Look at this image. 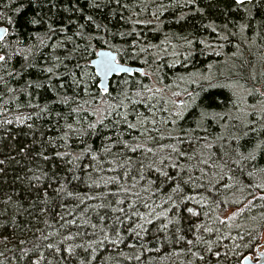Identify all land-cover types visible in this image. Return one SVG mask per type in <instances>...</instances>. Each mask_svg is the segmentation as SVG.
Listing matches in <instances>:
<instances>
[{
  "label": "trees",
  "instance_id": "16d2710c",
  "mask_svg": "<svg viewBox=\"0 0 264 264\" xmlns=\"http://www.w3.org/2000/svg\"><path fill=\"white\" fill-rule=\"evenodd\" d=\"M120 2L129 4L131 11L117 8L114 0L110 7L93 11L88 8V0H78V6L85 9L82 14L65 11V7L71 8L77 0H52L51 3L44 0L40 8L29 5L15 13L12 10L15 4L0 0V12L12 18L11 23L0 20V26L8 29L5 39L24 41L19 45L21 48L36 43L32 34L43 31L26 22V17L41 12L42 8L41 14L46 19L51 17L57 25L67 24L68 19L76 20L85 25L86 32L102 37L93 41L95 51L112 49L118 53L119 60L142 66L147 73V76L140 72L115 76L107 93L100 88L91 63L84 68L91 79H86L78 88L70 86L68 79L49 77L41 69L52 66V56L64 59L63 50L51 47L62 39V34L48 41L40 52L34 50V58L28 63H34L35 67H28L22 54H13L8 71L20 72L22 65L25 70L11 79L5 76L12 92L0 84V160L4 161L0 164L3 169L0 172V212L8 208L7 214L0 217V264H30L29 257L34 261L39 253L22 256L21 248L30 249L34 244H41L40 251L49 260L52 259V250L43 247L47 243L61 247L62 253L69 244L86 246L88 241L99 238L101 228L111 232L116 216L123 220L118 227L124 242L115 247L106 243L97 253L104 257L114 256L115 260L109 264H116V261L119 264H188L189 261L198 264L187 253L186 240L193 239L189 229L206 240L215 241L218 236L222 237L218 245L222 254L219 264H242L245 255L255 254L264 232V199L261 198L264 196V0L245 2L242 8H238L234 0H196L199 8L204 9L203 13L195 11L193 5H186L185 0ZM52 4L56 6L52 7ZM160 4L165 6L163 10L159 9ZM245 8L251 11V16L247 15ZM84 15L93 16V21L102 25L98 33L94 24L83 19ZM129 17L145 22L133 25ZM240 23L248 27L241 30ZM104 25L108 31L104 30ZM133 26L141 33L144 52L127 47L137 37L116 34ZM75 30V26H69V34ZM183 38L192 40V44H186ZM76 42L83 44L78 38ZM95 51L87 59L92 60ZM68 66L71 68L73 64ZM63 71L60 68L58 74ZM2 75L4 73L0 71ZM29 81L43 86L36 88L33 84L26 87ZM61 82L65 84L63 89L59 88ZM141 84L162 91L149 102H137L134 107L128 104L127 109L115 107L123 98L122 92L131 89L135 93ZM234 85L252 92L237 93ZM186 92L197 96L195 109L184 111V118L176 125L163 123L162 118L167 119L173 110L170 102L187 99ZM64 96L70 97L68 104L61 102L60 98ZM131 98L141 99L135 95ZM166 108L168 111H164ZM125 111L128 112L127 122L122 116ZM201 112L205 113L202 119ZM137 113L141 114L139 120L145 117L149 121L155 119L158 131L144 133L143 128L130 129L129 123H137ZM6 120L12 122L3 123ZM68 124L74 131H69ZM89 124H94L95 128H89ZM145 127L151 129L153 125L148 123ZM117 140L128 141L129 148L117 146ZM136 144L143 145V148L133 153L130 148ZM169 145L178 147L192 158L180 161L190 165L185 175L197 178L204 175L202 181L197 179V185L207 184L210 176L214 179L210 193L199 187L182 185L184 195H210L208 204L183 201L180 209L174 210L167 202L168 196L176 198L177 195L171 191L172 182L161 186L157 181L150 192L142 190L147 180L140 181L139 175L142 172L148 179L156 180L158 174L147 165L155 163L159 167L158 157L173 155ZM106 147L110 148L109 153L103 151ZM148 148L152 153L145 151ZM57 153L65 155L58 156ZM43 156L48 159L44 160ZM173 160H176L175 155ZM141 162L145 165L143 170ZM220 164L227 166L220 168ZM164 170L169 171L168 168ZM177 170H170V174L175 175ZM34 175L42 177L39 183L30 179ZM221 175L223 180H220ZM229 176L233 179L229 180ZM112 177L117 179L110 182ZM225 184L230 187L225 188ZM61 186L63 191L57 192ZM44 192L48 194L47 201H44ZM136 194L139 202L135 210L152 219L150 225H145L147 234L141 233L139 239L126 230L134 226L137 219L124 220L120 212L112 211L123 207L126 213L129 212L128 204L137 199ZM9 196L12 203L5 205ZM86 196L92 199H85ZM235 197L240 199L233 202ZM117 201L124 203L118 204ZM18 203L23 204L19 213L14 211ZM143 203L155 213L168 209V215H153ZM185 205L193 207L200 215L191 216L184 210ZM41 208L46 210L41 212ZM230 210L237 214L230 220L224 219L231 216L233 212L227 215ZM205 212L209 217L204 216ZM13 216L20 221L19 227L13 223ZM176 216L178 222L173 220ZM101 217L106 219L101 220ZM72 220L76 223H71ZM85 220L88 223H84ZM24 224L30 225L31 230L21 231ZM93 224L95 229L91 227ZM196 224L211 227L214 231L205 233L202 229H195ZM41 233L48 236L46 241ZM180 235L186 239L177 242ZM64 236H72V239L65 241ZM19 239L26 240V243L20 245ZM133 244L135 248L129 247ZM117 248L125 255H116ZM224 253H227L226 258ZM63 254L67 256V253ZM127 256H133V259L129 260ZM136 256L140 259L136 260ZM89 257H85L84 248H75V254L62 264H79L81 259ZM211 259L215 264L216 258ZM41 264H47V261ZM94 264H100V261L96 260Z\"/></svg>",
  "mask_w": 264,
  "mask_h": 264
},
{
  "label": "snow or ice",
  "instance_id": "6c2138e0",
  "mask_svg": "<svg viewBox=\"0 0 264 264\" xmlns=\"http://www.w3.org/2000/svg\"><path fill=\"white\" fill-rule=\"evenodd\" d=\"M49 3L52 2V0H48ZM113 0H88V8L95 11L101 8H108L110 7L111 3ZM117 8H124L129 11H131V8L129 4H121L120 0H114ZM235 5L238 8H242L245 5L246 0H234ZM44 3V0H9V5L15 4L16 6L12 9L15 13H20L23 9L27 8L29 5H32L34 8H40L41 5ZM186 5H193L195 6V11L203 13L204 9L199 8V6L196 4V0H185ZM55 4H52V7H55ZM160 10H163L165 6L163 4H160L159 6ZM43 9L41 8V12ZM65 11H78L80 13H84L85 9L81 8L78 6V0L76 4H73L71 8L65 7ZM244 11L247 13L248 16H251L252 13L249 9H244ZM41 12H36L34 15H31L29 17H26V22L30 25L33 26H38L40 29L43 31H37L34 32L32 35L35 37L36 43H33L31 45H25V47L21 48L19 47L20 44L24 43V41L21 40H16L14 42L8 41L5 39V36L3 35L4 33L8 32L7 28H0V71L4 73V75L0 76V84H4L6 87V90L8 92H12V88L7 87V81L5 80V76L11 79L14 75H19L20 72H23L25 70V65L21 66L20 72L15 71H8V66H9V61L12 60L13 54L14 53H19L23 55L24 61L28 67H35L36 65L34 63H28V61L33 57L34 50L35 52H40L41 48L48 42L54 39V37L61 35L62 34V39L57 41L56 43H53L51 47L53 49H61L65 53L64 59H61L60 56H52V60L54 63L50 67H43L41 69L42 72H45L49 74V77L51 76H57V79L63 80V79H68L70 80V86L72 87H80L81 85L85 84L86 79H91L89 74L84 71V68L87 67L89 63H94L97 65L99 68L100 72H102L104 75H108L110 73H123V72H131L132 69L130 68H124L120 64H117L113 61L112 54L110 52H105V51H95L93 41L94 40H101L102 37H100L97 34L94 33H88L85 31V25L84 24H78L76 20L68 19L67 24L61 23L59 25L56 24V22L51 18L48 17L47 19L45 18V15H42ZM153 16H156V13H153ZM158 18V17H157ZM83 19L90 22V24H94L95 29L97 30V33L100 31L102 25L99 23H95L93 21V16L91 15H84ZM121 19H123V16H121ZM0 20H6L8 23H11L12 18L11 17H6L2 12H0ZM129 20L132 22L133 25L138 24V23H144L145 21L143 20H132L131 17H129ZM75 26L76 30L71 32L69 34V26ZM104 30L108 31L107 26L104 25ZM225 28L227 25L224 26ZM240 29L243 30L245 27H248L247 24L240 23L239 25ZM215 31V29H213ZM117 35L121 37H132L135 36L137 39H132L131 43L127 45V47L133 51H135L137 48H139L140 52L145 51V47L141 46V33L136 32L135 27L133 26L130 30L127 31H121L116 33ZM234 35V34H233ZM31 38V37H29ZM80 39L83 41V44L81 45L80 43H77L76 40ZM184 42L188 45L192 44V40L183 38ZM226 39V37H225ZM201 43H204L203 40L200 41ZM13 43H15L16 47L13 48ZM105 43L107 41L105 40ZM71 45V48L68 47V45ZM148 47H155V45H148ZM95 51V55L97 59L91 60L87 59V57L91 56V53ZM67 61V63L65 62ZM80 61H84V63H80ZM179 63V61H176ZM69 63L73 64V67H69ZM60 68H63L64 71L62 73L58 74V70ZM140 74L147 76V73H145L144 69H140ZM157 79L160 80L161 77L159 76V73L157 71ZM127 83V82H125ZM34 86L36 88H40L43 85L41 83L37 82H32L29 81L26 85V87H31ZM52 85L49 84V87ZM65 87V84L61 82L59 84V88L63 89ZM86 90V89H85ZM103 91L105 93L108 92V88H104ZM162 91L161 88H149L145 85H140L139 90L136 91L135 93L131 92V89H128L127 91L122 92V99L119 104L115 105L116 108L124 107L127 109L128 104H132L133 107L137 102L140 103H146L149 102L153 99H155L156 93H160ZM29 95H31L29 93ZM132 95H135L137 97H140L141 99L139 101L133 100L131 98ZM178 95V94H177ZM187 99H178V100H173L170 103L173 105V110L169 112L167 119L162 118V122L165 124L170 123L171 125H176L178 121L183 119V112L188 111L189 109L194 110L195 107L197 106V96L193 93H185ZM61 102L64 104H68L70 97L64 96L61 97ZM167 103V102H166ZM38 107V105H37ZM109 108L112 107V105L108 106ZM46 109H42L44 111ZM73 112H77L78 109H72ZM107 112V109H105ZM164 111H168V109H164ZM93 114H96L95 112ZM110 114V113H108ZM138 117L137 123H129L128 127L131 128H143L144 133H147L149 131H158V129L155 127L156 125V120L152 119L151 121L148 120L147 117L144 118V120H139V116L141 114L137 113L136 114ZM205 113L201 112L200 113V118L202 119L204 117ZM122 116L127 122V116L128 112L125 111L122 113ZM29 119L31 117H28ZM17 119H20L17 117ZM12 121H4L3 123H11ZM21 122H23L21 120ZM102 123V121H100ZM148 123H151L153 127L151 129L145 127ZM89 128H95L94 124H89ZM67 128L69 131H74L73 126L71 124L67 125ZM111 139V138H109ZM151 139V137H149ZM51 142V140H50ZM117 146L123 145L124 148H129V143L128 141H123V140H117L116 142ZM171 148V152L173 155H175L176 160H173V155H167L163 157H158L159 159V167L155 165V163H150L147 165L148 168L154 169V171L158 174L157 179H148L144 174L139 175V180H147V185L142 189L145 192H150V190L157 185V181H160V185H166L169 182H172L174 185L171 188L172 193L177 194L176 198H173V196H168L167 202L174 207V210H179L181 203L183 201H195L197 204L203 202L204 204H208L211 196L210 195H202L200 193H197L196 196L193 195H184L183 194V188L182 185L186 186H192L193 188L199 187L201 189H204L206 192H211V190L214 188V179L210 176L208 178L207 184L201 183L197 185L196 181L197 179L203 180L204 175L202 174L201 177H195L191 174L185 175L186 170L190 167L188 164H181L180 161L181 159L184 160H191L192 158L189 156H186V154L178 147H173L172 145L168 146ZM143 148V145L141 144H136L135 147L130 148V150L135 153L137 149ZM23 151V149H21ZM85 151H88V149H85ZM105 153H109L110 148L106 147L103 150ZM145 151L152 153V149L148 148L145 149ZM42 155V153H41ZM58 156L60 155H65L64 153H57ZM155 155V153H153ZM79 157H77L78 159ZM44 160H47V156H43ZM93 159H95V155H93ZM4 161L0 160V164H3ZM204 163H207L205 161ZM239 163V161H237ZM220 168H224L227 165L226 164H220L218 165ZM140 168L143 170L145 168V165L141 162L140 163ZM165 168H168L169 171L164 170ZM179 169V170H177ZM170 170H177L175 175L170 174ZM3 169L0 168V172H2ZM71 171V170H69ZM44 176L47 174L44 173ZM128 173H125V176H127ZM223 175L220 176V180H223ZM30 179L37 181L39 183L42 179L41 176L39 175H34L30 177ZM73 179H78V177L73 176ZM117 177H112L110 178L111 181H115ZM229 180L233 179L231 176L228 177ZM225 188H229L230 185H223ZM159 189L157 188V191ZM63 191V186L61 188L57 189V192ZM121 191L127 192L128 189H121ZM69 195H72V193H68ZM137 199L132 201L131 203L128 204L129 212H125V209L123 207L120 208H113V212H120L124 220H130L133 217L137 219V223L134 224L132 227H127V231L133 233L138 239L141 236V233H146L145 225H150L152 223V219L146 218L145 213H141L138 210H135V205L137 202H139V195L136 194ZM43 198L44 201L48 200V194L47 192L43 193ZM255 199V197H253ZM264 199V196L261 197ZM85 199H92L91 197H85ZM215 203V201H212ZM12 203V197L9 196L7 199L4 201L5 205H9ZM83 203V201H81ZM118 204H123L124 201H117ZM103 207V205H101ZM143 207L145 209H149V205L147 203H143ZM219 207V205H217ZM23 209V204L18 203V205L15 207L14 211L19 213ZM41 212L45 211L46 209L41 208ZM184 210L190 214L191 216H198L200 213H198L193 207H189L187 205L184 206ZM8 208L5 207L3 212H0V217H3L4 215L7 214ZM149 213L153 215H159V216H167L168 215V209H165L164 211H161L159 213H155L153 209H149ZM237 213L233 212L231 216H226L224 219L230 220L232 216H235ZM205 217H209V213L205 212L204 213ZM63 219V217H61ZM101 220L106 219V217H101ZM173 220L178 222L179 217H173ZM84 223H88V221H83ZM172 220L169 221L171 223ZM223 219L220 220V223L223 224ZM13 223L17 225V227L20 226V221L13 216ZM47 223V221H45ZM67 223V222H65ZM71 223H76L75 220H72ZM123 224V220H121L120 216H116L113 218V226L111 229V232H105L103 228L100 230V235L98 239L95 240H90L88 241L87 245H72L69 244L66 248L63 249V253H67V256H65L62 251L61 247L54 246L52 243H47L43 245V247L52 250L51 255L52 259H48L42 251H40L41 244H34L32 248H21V254L22 256H28L29 253L31 252L32 255H37L36 260H31V257H29L30 264H41L42 261H47V264H62L64 260L67 258L73 256L75 254V248H84V255L85 257H90L88 259H81L79 261V264H94L96 260L100 261V264H109V261H114L115 257L114 256H107L104 257L102 255H98V250L101 248H104L106 243H111L114 247L123 243L124 241L122 240V234L120 231V228L118 225ZM64 225H61L63 227ZM93 229L96 228V225H91ZM161 227H166V225H161ZM24 229H30V225L24 224V228L21 229L23 231ZM195 229H202L203 232L205 233H212L214 231L213 228L211 227H206L202 224H196ZM37 231H40L37 229ZM179 232V229H177ZM189 232L193 235V239H187L186 243L188 245L187 247V253L189 256H191L194 260L198 261V264H213V260L211 257H215L216 261L215 264H219V260L222 256L221 251L219 250V243L222 237H217L215 241L213 240H206L203 235L196 234L193 229H189ZM51 235V233H49ZM77 236L80 235L79 232L76 233ZM114 236V238H113ZM41 237L43 240H47L48 236H43L41 233ZM63 240L67 241L72 239V236H64L62 238ZM186 237L184 235H180L177 239V242L179 241H184ZM18 243L20 245H24L26 243V240L24 239H19ZM214 245L217 246L214 248ZM202 246V247H201ZM131 248H135V245H129ZM193 249H196L195 251ZM205 253L211 254L210 256H206ZM116 255L118 256H124L125 254L121 252L118 248L116 250ZM224 257H227V253H224ZM127 259L131 260L133 259V256H127ZM136 260H139L140 257L136 256ZM116 264H119L118 261H116ZM188 264H192V261H189Z\"/></svg>",
  "mask_w": 264,
  "mask_h": 264
},
{
  "label": "water",
  "instance_id": "95a60500",
  "mask_svg": "<svg viewBox=\"0 0 264 264\" xmlns=\"http://www.w3.org/2000/svg\"><path fill=\"white\" fill-rule=\"evenodd\" d=\"M252 0H246V2H250ZM0 28H7L6 26H0ZM8 33V32H7ZM7 33H4L3 35L6 36ZM98 51H105V52H110L112 54L113 61L117 64H120L124 68H130L132 69L131 72H123V73H110L108 75H104L102 72H100L99 68L97 67L96 64L91 63L92 67L94 68L95 74L98 77L99 80V86L103 90L105 87L110 88L111 80L118 75H132L135 72H140L139 70L143 67L139 65H133V64H128L125 63L121 60H119L118 53L116 51H113L112 49L109 48H102ZM97 59L95 56L92 60ZM234 210H230L229 213H232ZM264 235V232H263ZM264 245V243H260L255 251V256L253 254H247L243 257L242 259V264H264V249H261V247Z\"/></svg>",
  "mask_w": 264,
  "mask_h": 264
},
{
  "label": "rangeland",
  "instance_id": "374dc122",
  "mask_svg": "<svg viewBox=\"0 0 264 264\" xmlns=\"http://www.w3.org/2000/svg\"><path fill=\"white\" fill-rule=\"evenodd\" d=\"M234 87H235V91H236L237 93H240L241 91L244 92V93H246V94L252 92L251 89H242L240 86H236V85H234ZM177 100H178V99H177ZM239 199H240L239 197H235V198H232V201H233V202H237ZM227 215H230V213L228 212ZM262 243H264V235H263V237H262L261 244H262ZM261 249H264V245L261 247ZM255 255H256V254H254V256H255Z\"/></svg>",
  "mask_w": 264,
  "mask_h": 264
}]
</instances>
